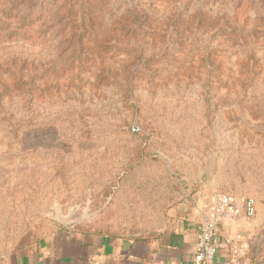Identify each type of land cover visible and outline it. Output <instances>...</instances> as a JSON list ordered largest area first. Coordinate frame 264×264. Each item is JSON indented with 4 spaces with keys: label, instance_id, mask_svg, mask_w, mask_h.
<instances>
[{
    "label": "rangeland",
    "instance_id": "374dc122",
    "mask_svg": "<svg viewBox=\"0 0 264 264\" xmlns=\"http://www.w3.org/2000/svg\"><path fill=\"white\" fill-rule=\"evenodd\" d=\"M205 183L264 208V0H0V264Z\"/></svg>",
    "mask_w": 264,
    "mask_h": 264
},
{
    "label": "crops",
    "instance_id": "0c3cea01",
    "mask_svg": "<svg viewBox=\"0 0 264 264\" xmlns=\"http://www.w3.org/2000/svg\"><path fill=\"white\" fill-rule=\"evenodd\" d=\"M213 193L209 183L184 192L155 232L133 237L76 225L35 238L15 251L5 264H192L201 206ZM223 228L231 235L244 237L247 256L242 264H264V208L260 204L253 220L238 225L226 221ZM221 259L219 264H223Z\"/></svg>",
    "mask_w": 264,
    "mask_h": 264
},
{
    "label": "built area",
    "instance_id": "2783aa9c",
    "mask_svg": "<svg viewBox=\"0 0 264 264\" xmlns=\"http://www.w3.org/2000/svg\"><path fill=\"white\" fill-rule=\"evenodd\" d=\"M139 132L138 125L132 126ZM257 215V203L253 198L237 197L216 190L203 202L197 225V250L192 264H242L247 256V245L242 235H231L223 228L226 221L238 225L243 220H253Z\"/></svg>",
    "mask_w": 264,
    "mask_h": 264
},
{
    "label": "water",
    "instance_id": "95a60500",
    "mask_svg": "<svg viewBox=\"0 0 264 264\" xmlns=\"http://www.w3.org/2000/svg\"><path fill=\"white\" fill-rule=\"evenodd\" d=\"M80 221H76V222H63V224L66 226V228H72L74 226H76L77 224H79Z\"/></svg>",
    "mask_w": 264,
    "mask_h": 264
}]
</instances>
